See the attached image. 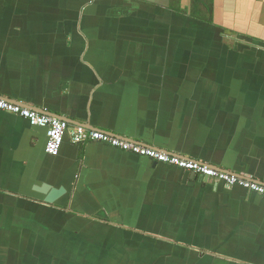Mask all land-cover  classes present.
I'll list each match as a JSON object with an SVG mask.
<instances>
[{
  "label": "crops",
  "instance_id": "obj_1",
  "mask_svg": "<svg viewBox=\"0 0 264 264\" xmlns=\"http://www.w3.org/2000/svg\"><path fill=\"white\" fill-rule=\"evenodd\" d=\"M0 97L264 185V0H0ZM46 139L0 110V264H264L258 193Z\"/></svg>",
  "mask_w": 264,
  "mask_h": 264
},
{
  "label": "built area",
  "instance_id": "obj_2",
  "mask_svg": "<svg viewBox=\"0 0 264 264\" xmlns=\"http://www.w3.org/2000/svg\"><path fill=\"white\" fill-rule=\"evenodd\" d=\"M0 110L16 114L25 118L30 125L39 126L46 131L45 152L53 155L58 153L64 136L69 137L73 144L98 141L128 151L140 156H146L156 162L176 166L197 176L221 180L228 186L238 185L264 197V185L255 180L244 178L221 169L212 167L198 160L189 159L176 153L159 150L157 148L121 138L109 132L94 130L82 126H70L62 119L40 113L21 104L13 103L0 97Z\"/></svg>",
  "mask_w": 264,
  "mask_h": 264
},
{
  "label": "water",
  "instance_id": "obj_3",
  "mask_svg": "<svg viewBox=\"0 0 264 264\" xmlns=\"http://www.w3.org/2000/svg\"><path fill=\"white\" fill-rule=\"evenodd\" d=\"M192 174L195 175L194 173H192ZM203 178H206V177H203ZM46 202H51V200L47 199Z\"/></svg>",
  "mask_w": 264,
  "mask_h": 264
},
{
  "label": "rangeland",
  "instance_id": "obj_4",
  "mask_svg": "<svg viewBox=\"0 0 264 264\" xmlns=\"http://www.w3.org/2000/svg\"><path fill=\"white\" fill-rule=\"evenodd\" d=\"M205 29V28H204Z\"/></svg>",
  "mask_w": 264,
  "mask_h": 264
}]
</instances>
